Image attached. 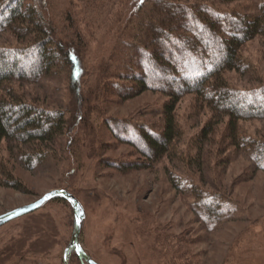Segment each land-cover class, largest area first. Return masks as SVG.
Instances as JSON below:
<instances>
[{
  "label": "rangeland",
  "instance_id": "obj_1",
  "mask_svg": "<svg viewBox=\"0 0 264 264\" xmlns=\"http://www.w3.org/2000/svg\"><path fill=\"white\" fill-rule=\"evenodd\" d=\"M26 1L57 44L79 55L82 73L73 83L70 68L58 61L25 85L28 99L62 110L65 126L53 140L33 146L46 153L31 167L17 145L1 142L0 213L63 188L82 205L79 243L99 264H264V170L248 147L225 138L226 116L215 118L216 129L203 137L212 113L206 101L188 93L174 109L179 135L161 157L145 160L133 142L119 140L142 128L161 131L164 122V93L145 89L122 97L134 89L127 88L133 81L126 74L136 69L131 57L141 40L138 21L147 19L150 2L139 8V0ZM209 3L235 14L255 15L264 7V0ZM17 41L10 31L0 33V43ZM239 52L244 68L227 71L226 81L241 89L263 84L264 37H252ZM240 97L232 103L247 106L253 96ZM238 125L241 136L264 140V118ZM135 161L146 165L126 169ZM3 171L19 186L6 183ZM211 201L215 212L206 206ZM72 224V205L60 195L2 224L0 264H62ZM69 264L89 263L73 250Z\"/></svg>",
  "mask_w": 264,
  "mask_h": 264
},
{
  "label": "trees",
  "instance_id": "obj_2",
  "mask_svg": "<svg viewBox=\"0 0 264 264\" xmlns=\"http://www.w3.org/2000/svg\"><path fill=\"white\" fill-rule=\"evenodd\" d=\"M206 1L210 0L138 1L139 8L143 2L150 3L143 11L147 19L138 21L141 40L131 57L137 60L136 69H129L131 72L126 74V78L133 81L127 88L134 89L122 97L152 89L167 95L168 100L163 108L161 131L142 128V132L133 130L132 136L125 134L120 138L118 135L119 140L133 142L131 144L145 160L155 161L179 135L174 115L177 101L185 94L194 93L208 103L212 113L211 120L202 127L203 137L216 129L215 118L226 116L225 138L248 147L256 167L264 170V140L241 136L238 125L240 120L264 118V83L241 89L225 79L227 71L244 68L239 52L241 45L256 35L264 37V7L255 15L225 13ZM46 28L44 17L30 1L0 0V33L10 31L18 39L16 43H0V145L1 142L9 147L17 145L18 155L28 167L39 163L46 153L33 146L53 140L62 132L65 120L62 110L44 107L35 97L28 99L30 95L25 85L50 73L58 61L70 68L73 83L82 73L79 55L74 49L57 44ZM29 34L34 35L32 41L23 43ZM15 86L21 88L20 91H16ZM251 96L247 106L232 103L237 97ZM255 102L259 103L253 104ZM145 165V162L135 161L125 167ZM3 173L6 183L19 186L13 175ZM206 206L211 212L217 210L214 201ZM224 210L222 206L220 212Z\"/></svg>",
  "mask_w": 264,
  "mask_h": 264
},
{
  "label": "water",
  "instance_id": "obj_3",
  "mask_svg": "<svg viewBox=\"0 0 264 264\" xmlns=\"http://www.w3.org/2000/svg\"><path fill=\"white\" fill-rule=\"evenodd\" d=\"M57 195L65 197L71 203L73 209V224H72L71 237L69 242L64 248L62 255V264H69V256L73 250L77 252L80 258L87 261L89 264H99L84 252L83 248L79 243L80 228L84 217V212L82 209V205L80 201L77 199V197L66 189L63 188L51 189L48 192L44 193L42 196L38 197L36 200L28 204L17 206L5 212L0 213V226L14 218H17L31 211H34L43 203H45L48 199Z\"/></svg>",
  "mask_w": 264,
  "mask_h": 264
}]
</instances>
